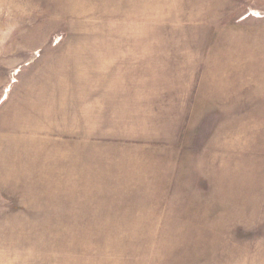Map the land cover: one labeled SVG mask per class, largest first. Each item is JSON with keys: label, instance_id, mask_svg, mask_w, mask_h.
<instances>
[{"label": "rangeland", "instance_id": "rangeland-1", "mask_svg": "<svg viewBox=\"0 0 264 264\" xmlns=\"http://www.w3.org/2000/svg\"><path fill=\"white\" fill-rule=\"evenodd\" d=\"M0 264H264V0H0Z\"/></svg>", "mask_w": 264, "mask_h": 264}]
</instances>
